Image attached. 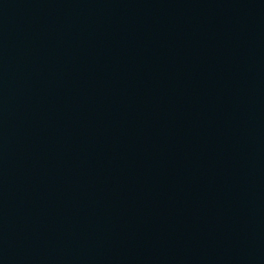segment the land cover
<instances>
[{
	"label": "water",
	"instance_id": "1",
	"mask_svg": "<svg viewBox=\"0 0 264 264\" xmlns=\"http://www.w3.org/2000/svg\"><path fill=\"white\" fill-rule=\"evenodd\" d=\"M0 264H264V0H0Z\"/></svg>",
	"mask_w": 264,
	"mask_h": 264
}]
</instances>
